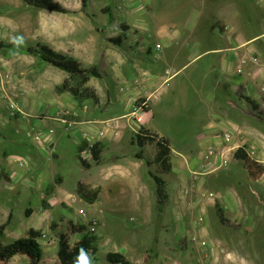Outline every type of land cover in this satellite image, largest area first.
<instances>
[{"label": "rangeland", "instance_id": "obj_1", "mask_svg": "<svg viewBox=\"0 0 264 264\" xmlns=\"http://www.w3.org/2000/svg\"><path fill=\"white\" fill-rule=\"evenodd\" d=\"M57 1L71 13H50L26 6L21 0H0V40L13 45L0 51V225L10 221L4 243L26 237L30 229L41 231L43 237L40 243L44 251L42 264H54L59 260L60 235L71 221L85 225L89 233L97 238L95 247L98 264H108V254L116 252L123 253L133 264H201L203 260L207 264H264V216L255 219L252 216L253 221L248 224L244 220L243 223L241 219L229 217L234 226L226 227L219 221L216 206L212 208L214 218L207 232L196 235L198 238L194 231H181L179 227L180 221L184 222L186 208L190 204L186 199L189 200L193 194L213 193L219 201L227 196L238 198L244 208L248 207L249 216L252 212L264 215V191L250 179L243 163L234 160V149L229 153V166L215 168L214 171L202 167L201 153L172 150L174 169L164 179L170 186L169 192L173 200L169 201L164 211L157 209L155 183L148 174H156L159 170V166L153 163L159 151L156 143L144 145V159L136 157L140 147L131 145L128 138L116 143L106 154L102 153L105 160H95L90 148H87L84 155L78 151L83 161L82 157L86 156V164L80 158L78 164L85 168V184H89L91 188L100 182V169L105 161L110 162V165L117 164L115 170L127 175L120 183L106 184L103 190L99 188V198L94 205H90L76 193L78 185L74 180L63 185L58 180L59 175H56L55 180L49 169L54 162L47 159L51 155L50 147L44 144V140L37 142L27 135L41 123L38 119L46 118V114H51L52 117L57 112L64 111V118L73 122L88 120L92 127H97L92 133L96 130L100 132L98 126H102V95L104 85L107 84L104 53L111 51L118 57L129 54L135 56L136 41L155 50L159 42V31H180L182 19L176 13L177 6H172L173 3L168 0ZM245 3L241 2L245 5L244 8ZM256 13L263 24L258 27V31L262 32L264 10L261 12L257 6ZM202 29L203 25H200L198 32ZM123 35L126 37L121 46L112 43L111 40ZM39 44L75 57L84 69L96 70L97 75L91 78L88 86L98 92L100 104L94 105L90 100H76L68 93L56 94L57 86L67 74L29 53L32 47ZM260 45L264 46V41ZM187 60L189 59L186 58L184 62ZM201 64L202 62L191 64L187 71L170 84L169 90L173 93L174 102L181 97L182 90L177 84L182 80L186 81L193 73L199 77ZM161 69L164 71L163 65ZM123 70L125 75L128 74V65H124ZM108 83L114 92H120L118 84L111 80ZM124 93H131L130 87ZM11 101H15L26 115L12 116ZM175 105L176 103L173 106L174 119L169 122V126L161 121L159 134L183 132L185 139L190 124L184 117H179L178 107ZM32 114H36V117L29 116ZM235 119L249 131L243 134L246 135L244 146L247 150H256L254 158L261 160L258 145L264 141L259 137V132H264V111L261 109L260 114L251 107L248 117L239 111ZM46 123L47 121L43 125ZM160 138L165 140L161 136ZM91 141L88 143H97L96 140ZM168 142L171 147L172 144ZM29 145L44 146L45 165H49L48 168L34 169L33 172L28 168L32 160L26 156L24 149ZM76 149L72 147L62 154V164L55 168L57 174L70 170L72 172L74 166L72 167L71 157L76 155ZM114 153L118 160H114ZM188 157L192 161H187ZM196 159H199L198 163L195 162ZM148 162L153 164L150 166ZM72 176L84 179L79 171L72 172ZM133 178H142L147 186L146 192L135 189L130 182ZM200 178L203 185L198 187L196 183ZM59 186L70 187L74 198L48 203V195ZM43 188L47 189L46 192L42 191ZM176 193H182V201L176 198ZM27 209L34 210L29 218ZM81 237L74 236L71 244L79 242ZM185 238L190 240L184 248L182 244ZM202 241H207L208 245L201 247ZM228 254L230 258L227 259ZM18 258L12 259L8 264H28L26 257Z\"/></svg>", "mask_w": 264, "mask_h": 264}, {"label": "crops", "instance_id": "obj_2", "mask_svg": "<svg viewBox=\"0 0 264 264\" xmlns=\"http://www.w3.org/2000/svg\"><path fill=\"white\" fill-rule=\"evenodd\" d=\"M168 1L173 3L172 6H177L176 13L182 16L179 25L180 31L170 33L160 30L158 33L159 42H157L155 50L148 45H140L136 41L135 56L129 54L118 57L111 51L104 53L107 84L104 85L101 102L103 112L100 122L102 126H98V128L101 131L106 122L113 123L115 126L104 137H100L97 130L94 132L96 134L92 133L93 129L97 127H92L88 120L76 122L77 126L67 129L58 121L64 111L57 112V115H52V117H50L51 114H46V118L38 119L41 123L35 126L40 132L44 144L46 143L45 145L50 147L51 155L47 159L48 161L52 160L54 165L51 168L49 165H45L43 145H38V147L29 145L24 150L26 156L32 160V164L28 167L30 170L32 169V172L34 169L42 170L49 167L55 180L56 175H59L58 180L62 185L70 182L71 179L78 186L85 184V168L78 164V151L82 144L90 142L92 139L96 140L97 143L104 144L105 150L102 153L106 154L116 143L123 142L125 138H128L130 143L131 136L142 127L159 134L161 133L159 130L161 121L169 126V122L174 119L173 106L175 103V106L178 107L179 117H184L190 125L187 127L189 133L185 139L182 135L183 132L159 134L166 141H170L173 151L201 153L202 167L211 168L214 171L215 168L220 167L218 165L221 162V154L226 148H232L236 152L237 149L244 146L246 135L243 136V134H247L249 131L240 125L235 116L240 111L245 117H248L251 111L252 106L242 100L243 98L255 101L264 111V64L256 65L248 62L243 75L239 74L238 70L240 61L244 57L260 56L264 61V46L260 45L264 41V31H258V27H262L263 24L257 18L256 13L257 6L261 12L264 10V0ZM242 1L246 2L245 8V5L241 4ZM228 9L229 13H227ZM200 25H203V29L198 32ZM158 45H160L159 48ZM130 50L133 52L131 45ZM186 58L189 60L184 62ZM196 62H202L200 76L197 77L193 73L186 81L182 80L178 83L177 86L182 90L181 97L177 99V102H174L173 93L169 90L170 84ZM124 65H128V74L126 75L123 70ZM162 65L164 71L161 69ZM109 80L121 87L120 92L113 91L108 83ZM129 87L131 93H124ZM141 99L146 101L148 109L145 110L142 107L136 111L137 102ZM32 115L29 116L36 117V114ZM45 121L47 123L43 125ZM229 131L235 132V135L231 141L225 142L221 136ZM259 133V137L264 139V132L260 131ZM259 143L261 160L258 161L264 164V141ZM174 145L179 147H173ZM72 147L77 148L76 155L71 157L72 167L74 166L72 172L79 171L84 175V179L80 177L75 179L71 170L64 174H57L55 171V168L62 164V154L68 152ZM212 151L214 153L210 160H207V154ZM82 154L84 155L83 151ZM112 156L114 160H118L115 153ZM82 158L86 161V156ZM101 158L105 160L102 155ZM190 158H186L187 161ZM198 160L196 159L195 162L198 163ZM109 163L106 161L102 163L100 182L92 188L103 190L106 184L120 183L127 177L124 175L125 173L115 170L117 164H113L115 165L113 166ZM15 169L12 170L15 172ZM130 182L139 192H146L147 186L143 183L142 178H133L130 179ZM255 182L264 191V175ZM196 184L198 187L203 185L201 178ZM46 190L43 188L42 191L46 192ZM181 194L176 193V198L180 201H182ZM69 198H74L70 187L59 186L57 190L48 195L47 201L48 203L54 200L61 202L67 201ZM170 200H173L171 194ZM186 201H189L190 204L186 208L184 222L180 221L179 227L181 231H194L195 236L207 232L210 222L213 221V209L217 203L221 204L228 219H230L229 217L241 219V222L244 220L248 224L249 221H253L252 216L254 219L264 216L262 213L256 214V212L250 213L249 216L248 207L244 208V204L238 198L234 199L229 196L223 197L222 201H219L216 200L215 194L213 197L193 194ZM32 211L34 212V210ZM228 213H230L229 216ZM198 236L196 237L198 238ZM196 237L194 239H197Z\"/></svg>", "mask_w": 264, "mask_h": 264}, {"label": "trees", "instance_id": "obj_3", "mask_svg": "<svg viewBox=\"0 0 264 264\" xmlns=\"http://www.w3.org/2000/svg\"><path fill=\"white\" fill-rule=\"evenodd\" d=\"M21 2L26 6L39 9L40 11L58 14L71 13L68 8L58 3L57 0H21ZM125 37L126 35H123L111 41L114 45L121 46ZM12 46L13 45H9L0 40L1 52ZM29 53L39 60H42L45 64L55 66L67 74L64 81L57 86L56 94L62 95L68 93L76 100H90L94 105L100 104L98 92L93 89V87L88 86L91 78L97 75L96 70H93V68L84 69L75 57L59 53L55 49L46 45L39 44L32 47ZM244 101L250 104L254 111L261 114V107L258 103L250 98H244ZM141 104H145V110L148 109V105L144 99L137 102V106H140ZM146 143H156L158 146L159 151L153 163L159 166V170H157L156 174L152 172H149L148 174L155 183L158 204L157 209L159 211H164V208L170 201V186L164 179V176L169 175L174 169L171 156L172 149L168 141L166 142L155 132L142 127L131 138V145L140 147V151L136 153L138 159H144V150L142 148ZM87 148L91 149L95 160H101L102 151L105 149L103 143L91 145V143L87 142L80 146L79 151L82 152L87 150ZM249 154L247 147L244 146L237 149L233 157L235 161L243 163L252 181H259L264 175V164ZM79 158L83 164H86V161H83L81 157ZM153 163L148 162L150 166ZM77 193L84 201L90 203V205H94L98 201L100 190H94L89 184H80L77 186ZM32 213L33 211L31 209H27L26 214L28 218L31 217ZM217 215L223 226H234L232 221L225 216V213L219 204H217ZM9 222L0 225V264H8L12 259L19 256L26 257L28 264H42L44 251L40 241L43 237V233L41 231L30 229L26 237L5 244L3 240H5ZM54 228L55 225L52 226V229ZM76 235H81V240L75 244H71L73 237ZM96 240L97 238L89 233L88 228L85 225L74 224V222L69 221L67 229L60 235L58 241L59 260L54 264H98L99 260L96 256L97 249L95 247ZM186 245H188V239L185 238L182 246L185 248ZM107 263L133 264L123 253L119 252L108 254Z\"/></svg>", "mask_w": 264, "mask_h": 264}, {"label": "built area", "instance_id": "obj_4", "mask_svg": "<svg viewBox=\"0 0 264 264\" xmlns=\"http://www.w3.org/2000/svg\"><path fill=\"white\" fill-rule=\"evenodd\" d=\"M160 47V45H158V48ZM248 62H251L253 64L259 65V64H264V61L260 58V56H252L251 58H247L244 57L243 59H241L240 61V67L238 70V73L243 75L245 73V67L247 65ZM264 90V89H263ZM145 104H141L140 106H136L135 110L138 111L139 108L144 107ZM10 114L12 116L18 115H26L25 113L22 112V110L18 107V104L15 101H11L10 103ZM58 121L65 125V127L68 129L70 127H75L77 126L76 122H73V120H69L67 118H64L63 116L61 118L58 119ZM114 127L113 124H111L110 122H106L103 129L99 132V136L100 137H104L105 134ZM51 132L53 133L54 130L52 129ZM28 137L30 138H34L37 142L41 141V135L40 132L37 131L36 129L31 130L28 134ZM235 132L233 131H229L224 133L221 138L225 141V142H229L232 140V138L234 137ZM241 148V147H240ZM254 149V148H253ZM232 148H226L224 150V152L221 154V162L219 164L220 168H225L227 166H229L230 164V159H229V153L232 152ZM248 152L250 153L249 155L252 157H255V155L257 154L256 150H248ZM84 154H86V150L83 151ZM214 152H210L207 154L206 159L210 160V157L212 156ZM22 166L24 165L23 163L21 164ZM186 192H188V190H186ZM210 197H213L214 194L210 193L209 194ZM208 245L207 241H202L201 242V247H206ZM230 258V254H228L227 259ZM201 264H207L204 260L202 261ZM217 264H223L222 262H218Z\"/></svg>", "mask_w": 264, "mask_h": 264}]
</instances>
